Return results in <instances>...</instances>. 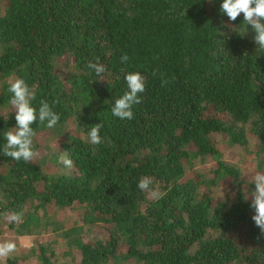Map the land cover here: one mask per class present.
Here are the masks:
<instances>
[{"label":"trees","instance_id":"1","mask_svg":"<svg viewBox=\"0 0 264 264\" xmlns=\"http://www.w3.org/2000/svg\"><path fill=\"white\" fill-rule=\"evenodd\" d=\"M242 21L220 0H0V130L15 124L7 88L17 77L34 104L60 114L53 129L33 125L30 163L0 155V233L8 224L54 237L2 264H264L244 168L219 147L264 163V50L251 26L239 33ZM89 61L104 64L106 80ZM129 71L146 87L134 117L119 120L111 106ZM96 123L102 143L91 145ZM144 176L161 198L137 187ZM60 210L76 211L74 222L54 220ZM13 211L20 222L7 220Z\"/></svg>","mask_w":264,"mask_h":264},{"label":"clouds","instance_id":"2","mask_svg":"<svg viewBox=\"0 0 264 264\" xmlns=\"http://www.w3.org/2000/svg\"><path fill=\"white\" fill-rule=\"evenodd\" d=\"M220 12L227 16L228 20L236 21L237 17L243 14V21L239 28V33L244 35L251 26L254 32V42L257 50H264V0H220ZM223 24L224 22L221 21ZM122 62H127L128 57H121ZM89 70L94 72L97 81L106 80L104 75L106 68L100 62L89 61L87 64ZM124 83L126 89L123 94L117 97L112 106V116L119 120H131L134 117V107L141 103L142 93L145 91V80L141 72L129 71L124 74ZM10 93L8 105L10 114L14 110L15 124L7 129L0 130V155L11 158L14 161H23L30 163L37 155L34 138L36 129L34 124L44 126L47 129H53L60 121V114L54 110L53 104L41 100L39 105L34 104L36 92L29 86L23 77H17L11 80L7 88ZM101 123L94 124L88 130L87 139L91 145L102 143L100 130ZM58 162L65 168L73 167V158L70 151L61 152ZM243 176V175H242ZM153 178L144 176L138 180L137 187L141 191H147L152 197L159 199L161 193L153 186ZM249 183H254L250 207L253 209L252 220L259 228L260 233L264 235V163L257 165L255 175ZM23 213L13 211L7 215L10 222H20ZM17 245L13 240H4L0 242V257H8L16 251Z\"/></svg>","mask_w":264,"mask_h":264},{"label":"rangeland","instance_id":"3","mask_svg":"<svg viewBox=\"0 0 264 264\" xmlns=\"http://www.w3.org/2000/svg\"><path fill=\"white\" fill-rule=\"evenodd\" d=\"M223 116H222V118H223ZM46 136H42L40 138V144L44 143V139L46 138ZM45 142L46 143L44 145V148L42 149V151H40L41 153L46 152L45 146L48 143V138H46ZM219 147L223 151L224 160L227 163L239 164L241 166V168H244L242 178L244 179L245 182L243 183L242 187L247 190L246 192L248 193L249 196L250 195L252 196V192H250V190H249V187H250L249 181L255 175V171L257 170L256 165L253 162L254 160L251 159L252 156L249 155V157L247 158V156L245 157L244 155H242V154H244L243 152L240 153L239 151L238 152L236 151L237 154L235 155L233 153V151L231 150L230 146L226 145L225 143H220ZM52 165H54V164H52ZM213 165H215V161L212 159H209L208 164L204 165L203 167L206 169L207 168L209 169ZM54 169H55V167H54ZM223 185L224 186H229V185L233 186L232 178L225 179L223 181ZM235 186H238V185H235ZM236 190H237V188H235V189L231 188L230 191L227 190L228 194H229V196H227V197L228 198L232 197L235 194ZM251 190H254V188ZM75 217H76V211L70 212L68 210H66V211L60 210V211L55 212V219L54 220L59 221V222L62 221L64 223H69L70 221L74 222L73 219H75ZM50 227L52 228V226H50ZM37 238H43L42 240H44V242H53L52 239L54 237H53V233H51V231H46L45 233H41V234H39V236L38 235H35V236H18L14 232H11L9 230L8 224H2L1 225L0 242H2L4 240H13V241H15V243L17 245L16 251L14 253L10 254L11 256H14L15 254H19L22 249L32 248L34 243H35V240H37ZM59 239H60V241H63V238L60 237ZM4 258L5 257H0V264H2V262L4 261Z\"/></svg>","mask_w":264,"mask_h":264}]
</instances>
